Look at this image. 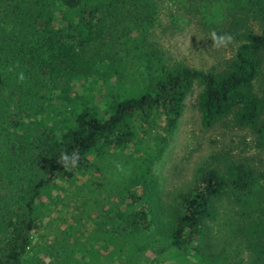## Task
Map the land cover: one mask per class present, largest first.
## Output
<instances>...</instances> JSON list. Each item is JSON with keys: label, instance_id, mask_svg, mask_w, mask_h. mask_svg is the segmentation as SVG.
Instances as JSON below:
<instances>
[{"label": "trees", "instance_id": "1", "mask_svg": "<svg viewBox=\"0 0 264 264\" xmlns=\"http://www.w3.org/2000/svg\"><path fill=\"white\" fill-rule=\"evenodd\" d=\"M158 2L0 0V264L44 263L34 238L48 215L45 199L85 175L74 193L84 202L87 191H107L109 202L89 212L84 237L73 243L77 259L58 256V264H225L206 249L207 221L224 195L241 208L248 256L256 255L249 264L264 256V172L245 162L203 168L165 214L153 172L196 84L203 126L232 118L255 129L264 145V98L255 89L264 24L260 31L248 24L264 23V0L228 5L240 15L224 32L238 46L210 70L167 63L149 38ZM74 150L78 165L66 171L59 155ZM97 170L111 174L108 182L96 186Z\"/></svg>", "mask_w": 264, "mask_h": 264}, {"label": "rangeland", "instance_id": "2", "mask_svg": "<svg viewBox=\"0 0 264 264\" xmlns=\"http://www.w3.org/2000/svg\"><path fill=\"white\" fill-rule=\"evenodd\" d=\"M238 2L239 0L234 7L232 0L214 1L212 5L204 6H199L198 1L191 5L178 0H159V16L149 38L170 65L182 62L202 70L222 68L225 60L235 55L238 46L236 39L227 48L217 49L212 46L208 35L212 30L223 33L226 29L228 32L232 29L233 18L240 13L238 11V14L232 15L228 5L234 9L240 8ZM248 24L260 31L264 23L251 18ZM129 65L132 68L144 67L142 62H129ZM255 89L264 98V68L255 81ZM200 91L201 86L196 84L185 101L182 117L172 139L153 164L164 214L179 203L181 193L193 188L203 168L216 167L224 170L230 163L245 162L257 173L264 172V145L260 142L258 132L251 126L236 124L232 118L212 127L203 126L201 113L196 106ZM95 174L97 177L93 180L97 179L96 186L108 182L111 177V174L104 176L100 170L95 171ZM88 176H79L69 186L61 183V187L66 185L70 188L65 192L63 188L56 187L53 194L57 197L45 199L48 215L42 220L34 238L43 264H58V256L77 259L72 251L73 243L77 238L84 237V226H88L91 219L89 212H95L96 207H105L104 202L108 201L109 194L107 191L103 195H99L97 190L88 195L87 191L84 202L74 193ZM102 187L109 188L108 184ZM111 197L112 195L109 199ZM216 206V216L207 221V251L223 256L225 264H236L241 260L244 264H249L250 259H255L256 255H252L254 258L248 256L250 251L240 230V226L244 224L240 206L229 195L219 198ZM167 261L168 259L160 258L158 262L169 264ZM259 261L255 264H264V256Z\"/></svg>", "mask_w": 264, "mask_h": 264}, {"label": "clouds", "instance_id": "3", "mask_svg": "<svg viewBox=\"0 0 264 264\" xmlns=\"http://www.w3.org/2000/svg\"><path fill=\"white\" fill-rule=\"evenodd\" d=\"M208 37L212 41V46L219 49L221 47L227 48L234 40V37L231 33H218L215 30L210 31ZM25 77L23 74L20 75V80L23 81ZM80 159V154L78 151H73L71 154L67 152H61L59 155L58 163L63 166L66 171H71V169L78 165ZM117 169L123 171V168L120 164L116 165Z\"/></svg>", "mask_w": 264, "mask_h": 264}]
</instances>
